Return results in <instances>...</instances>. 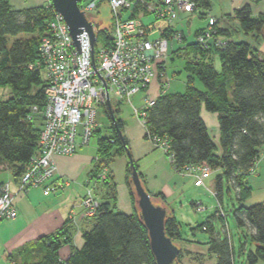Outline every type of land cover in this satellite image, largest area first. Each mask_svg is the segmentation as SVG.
<instances>
[{"label":"trees","instance_id":"16d2710c","mask_svg":"<svg viewBox=\"0 0 264 264\" xmlns=\"http://www.w3.org/2000/svg\"><path fill=\"white\" fill-rule=\"evenodd\" d=\"M193 2L198 10L210 8V0ZM260 2L247 0L235 10L234 18L245 36L257 37L264 32V12L254 16L251 9L252 4ZM144 14L148 16V12ZM54 15L51 3L15 10L11 0H0V89H9L11 94L8 100L0 101V167L8 166L16 179L40 153L42 118L38 114L30 119V115L33 107L42 112L46 104L47 82L36 65L41 60V42L50 37L49 23ZM138 15L136 10L133 16ZM199 16L204 18L206 13ZM205 30L196 31L192 40L184 37L183 41L188 42L182 46L187 51L186 58L176 73H186V90L168 93L161 87L155 105L146 111L145 137L167 141L178 170L191 165L208 166L216 175L218 204H222L224 180L235 190L239 205L234 210V221L240 230L248 231L252 242L249 251L247 243H240L239 256L245 255L247 264H259L264 262V202L251 206L245 202L252 193L248 181L251 171L264 153V53L246 41H235V35L217 22L214 36L225 46L203 50L195 39ZM97 37L104 46L112 44V35L106 29L100 27ZM182 47L174 53H182ZM215 60L220 63V70L214 67ZM112 105L117 128L107 106H101L106 114L105 131L99 128L93 137L97 138L98 157L102 160L93 170L91 180L129 151L126 138L124 145L118 135V129L123 133L126 125L119 117L122 103ZM203 108L218 116L219 147L201 116ZM127 172L133 214L116 212V185L107 171L106 179L96 187L101 205L92 218V228L83 233L82 248L73 250L66 261L61 259L60 250L72 245V226L67 223L57 234L23 250L20 264H155L148 231L140 220L137 198L130 184V168ZM140 178L144 184L141 175ZM152 197L165 202L161 194ZM218 212L216 209L213 219L221 221L222 231L217 232L210 221L201 230L210 236L208 251L216 257V264H235V247L224 230L228 215L225 211L216 215ZM169 214L166 233L176 243L180 241V224L173 212Z\"/></svg>","mask_w":264,"mask_h":264},{"label":"built area","instance_id":"2783aa9c","mask_svg":"<svg viewBox=\"0 0 264 264\" xmlns=\"http://www.w3.org/2000/svg\"><path fill=\"white\" fill-rule=\"evenodd\" d=\"M106 4L112 22V44L104 46L96 43L91 53L88 32L80 34L81 54L76 50L64 18L55 12L49 23L50 37L41 42V60L36 68L46 73V104L39 112L31 109L30 119L40 115L43 129L40 135V153L33 157L23 174L17 179V190L11 191V185L0 183V224L5 220H14L18 216L15 199L29 190L43 188L46 196L56 186L53 179L57 167L56 156H72L79 149L89 145L98 128V108L106 105L107 98L112 103L131 104V98L146 93L151 84L161 78V87L169 85L164 80L165 61L173 50L182 47L186 35L178 31L173 23L179 14L192 12L196 5L193 0H81L80 9L85 12L93 24L100 23L95 15ZM138 10V17L134 12ZM155 21H162L165 26L159 28V38L150 40L154 22L144 23V12ZM94 13V15H90ZM96 13V14H95ZM210 27L195 41L203 50H210L212 45L223 49L225 43L215 39V31ZM169 34V35H168ZM156 99L145 97L144 105L133 107L134 115L146 128V111L155 105ZM156 148L161 149L171 162L175 172L188 174L194 179L196 187H205L211 177V169L206 165H191L180 170L174 166V157L169 154L167 141L150 139ZM10 171L8 166H1L0 172ZM254 172V169L251 173ZM104 169L91 180L82 200L83 217L92 219L97 215L100 201L95 191L98 182L105 180ZM215 196L216 193L212 192ZM197 212H204L202 203H195ZM220 204L216 207L219 211ZM223 215V211L219 212Z\"/></svg>","mask_w":264,"mask_h":264},{"label":"crops","instance_id":"0c3cea01","mask_svg":"<svg viewBox=\"0 0 264 264\" xmlns=\"http://www.w3.org/2000/svg\"><path fill=\"white\" fill-rule=\"evenodd\" d=\"M41 2V5L30 8L50 4V0ZM11 5L15 10H23L15 8L12 0ZM251 9L254 16L263 13L264 0H261L259 4H252ZM251 36L255 38L256 42V45H252L264 53V37L261 39V35ZM160 91L161 83L157 79L151 84L148 92L141 93V95L155 99L159 96ZM138 95L131 98V104H128L131 109L134 107L133 98ZM124 104L122 103V106ZM201 116L214 143L219 147L221 134L217 114L209 113L203 108ZM119 117L126 124L123 135L129 144V151L148 192L152 196L161 194L165 199L163 204L174 213L171 209L174 199L195 186L194 179L187 174H180L173 170L167 155L146 139L145 129L137 119H132V123L123 119L122 109ZM101 160L98 157L96 136L95 144L90 141L88 146L79 149L76 154L54 158L57 171L50 183L55 186L61 184L62 187H54L53 192L48 196L44 194L43 188L31 189L15 199L17 218L5 220L0 224V264H20L23 260L21 256L23 250L43 238L57 234L67 223L72 226L73 239L72 245H66L60 250L61 259L66 261L73 250L82 248L83 233L90 230L93 225L92 219L83 217L82 200L91 182L92 172ZM118 161L121 164L119 171L116 172L115 165ZM128 168V155H121L115 158L107 171L116 185V212L131 215L134 213V206L130 195ZM248 181L252 189L251 199L255 192H264V153ZM16 190L17 179L15 185H11L12 193H15ZM194 203L193 201L192 205Z\"/></svg>","mask_w":264,"mask_h":264},{"label":"rangeland","instance_id":"374dc122","mask_svg":"<svg viewBox=\"0 0 264 264\" xmlns=\"http://www.w3.org/2000/svg\"><path fill=\"white\" fill-rule=\"evenodd\" d=\"M42 0H12V4L17 9H25L33 6L41 5ZM247 0H210V8L209 10H198L195 8L194 11L179 14L178 19L173 23L174 27L183 32L186 35L187 40H192L194 33L200 29H208L209 21L214 19L218 26L222 28L229 29V33L234 36L233 39L235 41H246L253 45H256L255 38L253 36H245L239 29V23L234 18L235 10L242 8L246 4ZM201 12L206 13V17L202 18L199 16ZM96 14V13H95ZM90 15H94L91 13ZM96 20L100 23L101 29L108 30L112 35V22L110 20L108 7L106 4L103 5L99 14H96ZM144 23L146 25L152 24L154 22L155 29L152 30L150 40H155L159 38L158 29L163 28L165 24L162 21H155V18L148 17L145 18ZM213 24L212 28H214ZM156 23V24H155ZM264 37V32L261 35V39ZM187 40L182 45H186ZM180 48V47H179ZM184 47H182V53L175 54L174 52L177 50H173L170 53L169 57L165 61V75L164 80L169 82L166 91L168 93H182L186 90V73L182 72V74L177 75L176 72L180 71L182 66H184V60L186 58L185 54L187 51H183ZM212 50L218 47L212 45ZM174 54V55H173ZM173 55V58H171ZM171 58V59H170ZM214 67L217 70H220V63L215 60L213 62ZM175 73V74H174ZM42 77L46 79L45 71H42ZM161 78L158 80L160 81ZM161 83V81H160ZM198 88H201V85L197 83ZM11 97L9 89H0V101H6ZM145 97L150 99L149 96L141 95L133 98V106L137 109L141 108L144 105ZM112 103V102H111ZM117 109V107H116ZM122 118L125 120H129L132 123V119H139L134 115L133 109L128 106V103H125L122 107ZM98 126L101 131H105L104 119L105 112L102 107L98 108ZM140 122V121H139ZM92 144H95V137L91 140ZM120 162L116 163V172L119 171ZM107 170V169H106ZM188 175V174H187ZM16 178L14 177L12 171H3L0 172V183H7L12 186L15 185ZM216 175L211 170V177L206 181L205 187H196L193 186L188 191L184 192L181 195H178L172 205L171 209L174 211V215L179 221L180 229V241L175 244L181 252L180 264H216V257L209 253L208 251V241L209 234L207 232H203L201 230V226L205 224L207 221H210L217 232L222 231V223L220 220H214L213 217L216 212V207L218 206V200L212 192H215ZM260 197V198H257ZM202 203V205L206 208L204 212H197V207L195 203L192 205V202ZM158 204L163 205L170 212L168 206L162 204L159 200L156 201ZM264 202V192L257 191L255 192L252 199H248L245 202V205L251 206L256 203ZM238 201L235 190L228 185V183L224 180L223 182V198L222 204L220 205V211H225L228 215L227 224L224 221V230L227 234H229L232 238L233 246L235 247V264H247L246 256H239L240 243H247V251L252 248V242L250 235L247 230H240L237 224L234 221V210L238 208ZM219 212L216 215H219ZM259 264H264V262H260Z\"/></svg>","mask_w":264,"mask_h":264},{"label":"water","instance_id":"95a60500","mask_svg":"<svg viewBox=\"0 0 264 264\" xmlns=\"http://www.w3.org/2000/svg\"><path fill=\"white\" fill-rule=\"evenodd\" d=\"M80 1L81 0H50V3L54 11L64 18L70 32L69 34L79 54H81L80 34L83 31L89 34L91 53H93V48L96 43V33L94 29L99 30L100 26L99 24H93L85 12L80 9ZM106 106L117 128L113 105L109 98H107ZM118 135L125 145V138L119 129ZM127 155L130 168V184L137 198L140 220L148 231L150 248L155 259V264H179L178 259L181 250L166 233V222L170 215L169 211L166 207L158 204L153 199L140 178V174L130 151H127Z\"/></svg>","mask_w":264,"mask_h":264}]
</instances>
